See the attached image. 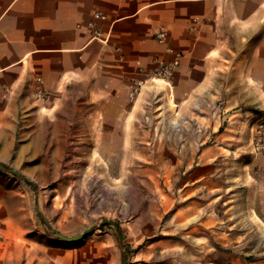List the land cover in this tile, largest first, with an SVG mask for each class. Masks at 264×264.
<instances>
[{
  "label": "rangeland",
  "instance_id": "rangeland-1",
  "mask_svg": "<svg viewBox=\"0 0 264 264\" xmlns=\"http://www.w3.org/2000/svg\"><path fill=\"white\" fill-rule=\"evenodd\" d=\"M178 54L169 81L153 80L158 60L151 74L139 78V98L130 99L129 87L117 109L124 117L103 118L105 103H74L78 114L68 118L67 133L52 135L59 141L50 144V134L27 133L26 127L10 160L0 151V164L34 181L38 193L36 199L31 183L0 169V264H44L56 243H63L54 232L73 236L104 219L117 225L100 229L122 237L133 264H264V252L248 254L237 240L252 232L242 223L254 216L237 207L252 212L264 200L251 167L256 156L250 140H236L246 132L231 130L229 158L216 157L207 167L212 174L191 179L205 149L220 150L227 121L207 135L199 128L193 114L199 108L186 102L188 96L179 100L172 79L184 54L173 52L163 61ZM43 121L29 118L20 125Z\"/></svg>",
  "mask_w": 264,
  "mask_h": 264
},
{
  "label": "crops",
  "instance_id": "crops-1",
  "mask_svg": "<svg viewBox=\"0 0 264 264\" xmlns=\"http://www.w3.org/2000/svg\"><path fill=\"white\" fill-rule=\"evenodd\" d=\"M161 29L163 41L156 38ZM173 51L184 54L172 77L177 96L199 108L193 113L199 128L207 135L227 121L220 150L206 148L201 167L190 174L207 178L216 157L229 158L231 130L246 132L236 140L247 142L248 117L264 114V0H0V151L10 160L26 127L50 134V144L59 141L68 118L78 114L74 103H105L103 118L124 117L117 109L133 80L151 74ZM29 118L44 121L20 125ZM254 155L264 199V153ZM262 202L252 212L237 207L254 215L242 223L252 232L237 240L255 256L264 252ZM62 242L44 264H123L112 229Z\"/></svg>",
  "mask_w": 264,
  "mask_h": 264
},
{
  "label": "built area",
  "instance_id": "built-area-1",
  "mask_svg": "<svg viewBox=\"0 0 264 264\" xmlns=\"http://www.w3.org/2000/svg\"><path fill=\"white\" fill-rule=\"evenodd\" d=\"M104 17L97 14V17ZM156 38L163 41L166 38V30L161 29L156 35ZM174 52V51H173ZM179 55L172 62H164L163 60L158 62V67L155 71V77L153 80H161L163 82L169 81V78L174 68L179 64ZM144 81L142 79H135L131 85L130 99L134 100L140 94ZM253 121L250 124V143L253 153H264V114L254 115Z\"/></svg>",
  "mask_w": 264,
  "mask_h": 264
},
{
  "label": "water",
  "instance_id": "water-1",
  "mask_svg": "<svg viewBox=\"0 0 264 264\" xmlns=\"http://www.w3.org/2000/svg\"><path fill=\"white\" fill-rule=\"evenodd\" d=\"M0 169L8 171V172H10V173H12L14 175H17L21 179H23L24 181L31 183L32 186L34 187V192H35V196H36V199H37L38 193H37L36 183L34 181H32L28 177L22 175V173L20 171L16 170V169H13V168L7 169L3 164H0ZM37 212H38V215L47 223V225L52 230H54V228L52 227L50 222L46 219V217L43 215V213L40 211V209H37ZM103 223H107V224H110V225H113V226L117 225V223L114 220L104 219L102 223L92 225L91 227H89V228L85 229L84 231H82V232H80V233H78L76 235H73V236H68V235L62 234L60 232H54V234L56 235L57 238H59L61 240H64L66 242H78V241L83 240L86 236L91 234L94 230L100 229L102 227ZM117 239H118V242H119V245H120V249H121L122 255L124 257L123 264H128V260H127V257H126V254H125V250H124L123 240H122V237L118 233H117Z\"/></svg>",
  "mask_w": 264,
  "mask_h": 264
}]
</instances>
